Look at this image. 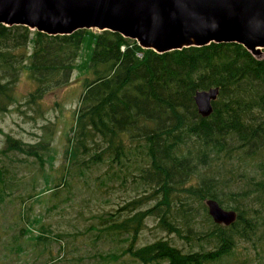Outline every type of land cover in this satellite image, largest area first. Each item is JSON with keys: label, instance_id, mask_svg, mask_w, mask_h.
I'll use <instances>...</instances> for the list:
<instances>
[{"label": "trees", "instance_id": "trees-1", "mask_svg": "<svg viewBox=\"0 0 264 264\" xmlns=\"http://www.w3.org/2000/svg\"><path fill=\"white\" fill-rule=\"evenodd\" d=\"M75 68L82 91L58 174L44 170L53 137L50 124H42L33 141L6 133L0 153L9 162L0 164V203L15 193L22 202L33 196L50 202L49 210L59 209L76 194L78 181L87 182L93 173L94 185L87 188L91 199L98 201L115 179L134 183L136 195L113 212L91 214L92 222L75 226L78 230L54 231L36 216L30 225H18L22 215H16L11 250L24 251L18 240L35 228L26 238L33 247L42 246L40 254L52 239L63 250L67 240L61 239L95 230L93 242L121 239L126 243L121 252L145 264H216L234 256L239 241L264 256V48L257 56L233 41L158 52L111 29L49 34L0 22V114L25 104L43 116L44 98L66 86ZM23 76L31 87L20 93ZM210 86L219 92L212 112L203 116L193 95ZM16 161L32 170L29 178L18 176L24 169ZM39 174L44 185L36 190ZM65 189L73 194L64 196ZM207 197L234 208L235 221L215 222ZM198 214L204 216L201 229ZM149 215L158 217L162 229L190 238V249L165 238L136 245ZM190 240L199 241V248Z\"/></svg>", "mask_w": 264, "mask_h": 264}, {"label": "rangeland", "instance_id": "rangeland-1", "mask_svg": "<svg viewBox=\"0 0 264 264\" xmlns=\"http://www.w3.org/2000/svg\"><path fill=\"white\" fill-rule=\"evenodd\" d=\"M78 72L79 69L75 68L70 75V82L66 86L48 94L44 98L42 102V107L44 108L43 116L36 115L25 104H18V106L17 104H13L8 111L1 113L0 149L4 145L6 133H11L24 140L33 141L37 137L36 134L42 132L43 128H41V125L50 124L51 128H53V137L48 153L50 154V159H46L44 170L50 175L58 174V168L63 162L67 138L72 134L71 126L74 124L79 97L82 91L83 79L77 77L79 75ZM30 87L31 84L25 76L17 84V89L20 93H25ZM56 101L59 102L57 105H55ZM19 156L21 157L22 155ZM6 162H9L8 158L0 153V164ZM15 163L24 169L19 172L18 176L24 174L25 176L27 175L25 178H29V173L32 170L26 168L22 162L16 161ZM94 176L95 173L90 175L87 182L78 181L79 189L76 190V194L65 204H60V207H67V210L63 211H60V207L59 209L49 210L47 206L50 205V202L36 200L33 196L27 198L25 202H22L17 194L14 196L15 193L5 197L4 201L0 203V264H40L43 261H48L49 264H145L129 253L121 252V249L126 244L121 239L114 237V239L108 238L104 243L100 242V239L97 242H93L92 238L95 230L87 235L78 233L76 237L68 236L61 239L62 241L67 240L63 250L58 249L60 242L52 239L44 246L40 254L39 249L42 246L33 247L30 244L32 240L26 238L37 232L33 228L32 231L27 232L23 238L18 240L19 243H23L24 251L18 252L9 248L10 246L8 245L12 240L13 232L10 226L12 224L14 226V220L17 218L16 215H22V217L18 216L20 218L17 222L18 225H30L29 219L36 216L42 219L47 226H52L54 231H57V229L76 230L75 226L81 229L87 223L92 222L91 214L113 212L123 202L136 195L133 190L134 183H130L129 180L122 183L124 180L115 179L113 183H110L108 192L99 195L98 201H96V197L91 199L87 188L94 185ZM37 179L38 185L36 190L44 185V179L41 174L38 175ZM86 183H89V185ZM79 190L81 193L78 192ZM15 192H18V190ZM72 194L68 192V189L64 190V196ZM152 203L153 200L140 208L150 206ZM27 206L29 207L28 210H26ZM200 210L204 211L203 206H201ZM26 211L28 216L23 217ZM120 212V214H124L126 210H121ZM196 220L197 228L201 229L205 224L203 222L204 216L198 214ZM32 226L38 227V225ZM157 238L168 239L169 242L175 243L184 251L190 249L188 243L190 238L179 237L174 232L162 229L158 225V217L149 215L143 220V225L135 244L143 245ZM190 241L195 244V249L199 248V241ZM204 245L205 248L210 246L205 243ZM98 252L103 254L114 252L117 253V257L102 258L97 254ZM51 254L53 259L47 260ZM61 256L65 258L62 259L63 257L60 258ZM148 264H166V261H152ZM216 264H264V256L262 252H256L250 243L239 241L234 256L226 257Z\"/></svg>", "mask_w": 264, "mask_h": 264}, {"label": "water", "instance_id": "water-1", "mask_svg": "<svg viewBox=\"0 0 264 264\" xmlns=\"http://www.w3.org/2000/svg\"><path fill=\"white\" fill-rule=\"evenodd\" d=\"M0 22L49 34L111 29L158 52L233 41L257 56L264 48V0H0ZM218 92V86L195 90L201 115L212 112ZM204 202L215 222L235 221L234 208L212 197Z\"/></svg>", "mask_w": 264, "mask_h": 264}]
</instances>
